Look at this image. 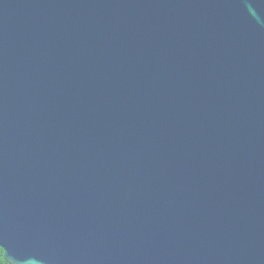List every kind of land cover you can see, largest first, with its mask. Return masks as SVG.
<instances>
[{
  "label": "water",
  "instance_id": "water-1",
  "mask_svg": "<svg viewBox=\"0 0 264 264\" xmlns=\"http://www.w3.org/2000/svg\"><path fill=\"white\" fill-rule=\"evenodd\" d=\"M9 264H264V0H0Z\"/></svg>",
  "mask_w": 264,
  "mask_h": 264
},
{
  "label": "snow or ice",
  "instance_id": "snow-or-ice-1",
  "mask_svg": "<svg viewBox=\"0 0 264 264\" xmlns=\"http://www.w3.org/2000/svg\"><path fill=\"white\" fill-rule=\"evenodd\" d=\"M0 264H7V261L3 259L2 253H0Z\"/></svg>",
  "mask_w": 264,
  "mask_h": 264
},
{
  "label": "trees",
  "instance_id": "trees-1",
  "mask_svg": "<svg viewBox=\"0 0 264 264\" xmlns=\"http://www.w3.org/2000/svg\"><path fill=\"white\" fill-rule=\"evenodd\" d=\"M0 253H2V251L0 250ZM2 255H3V253H2ZM4 259V258H3ZM5 260V259H4ZM7 264H9L8 262H7Z\"/></svg>",
  "mask_w": 264,
  "mask_h": 264
}]
</instances>
